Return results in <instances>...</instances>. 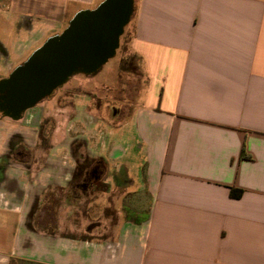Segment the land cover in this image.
<instances>
[{
  "label": "crops",
  "instance_id": "0c3cea01",
  "mask_svg": "<svg viewBox=\"0 0 264 264\" xmlns=\"http://www.w3.org/2000/svg\"><path fill=\"white\" fill-rule=\"evenodd\" d=\"M104 1L0 0V42ZM113 56L0 113V264H264V0H131Z\"/></svg>",
  "mask_w": 264,
  "mask_h": 264
},
{
  "label": "water",
  "instance_id": "95a60500",
  "mask_svg": "<svg viewBox=\"0 0 264 264\" xmlns=\"http://www.w3.org/2000/svg\"><path fill=\"white\" fill-rule=\"evenodd\" d=\"M131 0H106L77 14L60 36L47 40L1 85L0 109L16 116L48 95L74 71L91 72L112 55Z\"/></svg>",
  "mask_w": 264,
  "mask_h": 264
},
{
  "label": "rangeland",
  "instance_id": "374dc122",
  "mask_svg": "<svg viewBox=\"0 0 264 264\" xmlns=\"http://www.w3.org/2000/svg\"><path fill=\"white\" fill-rule=\"evenodd\" d=\"M19 39V40H17ZM0 45L4 48V50L6 51L7 55L4 59H2V65L3 66H8L9 64H14L16 62H19L21 61L22 59H28L30 57V52H31V49L32 47H34L35 42L34 41H30L28 38L26 37H20V38H14V37H6V40L3 41V42H0ZM122 50L126 51V48L125 47H122ZM32 54V53H31ZM119 54V52L117 51L116 52V56ZM109 58V57H108ZM115 61V57H111L104 63H102L101 65L104 66V67H109V66H112V64L114 63ZM125 65H129V63H133L134 60L131 58V56H127V59L126 61H124ZM120 65H123L120 63ZM119 66V65H118ZM71 90L68 89L64 92L63 96H65L62 102V104L64 105H70L71 104V99H69V97H71ZM112 96L114 97H118V95L116 94H111ZM69 96V97H68ZM61 100V101H62ZM98 101H101L98 100ZM97 101V103H98ZM42 114H44V112H42ZM3 127H6L3 125ZM2 129V127L0 128ZM4 133H6L7 130H5V128H3ZM2 131V130H1Z\"/></svg>",
  "mask_w": 264,
  "mask_h": 264
},
{
  "label": "trees",
  "instance_id": "16d2710c",
  "mask_svg": "<svg viewBox=\"0 0 264 264\" xmlns=\"http://www.w3.org/2000/svg\"><path fill=\"white\" fill-rule=\"evenodd\" d=\"M106 2V0L103 2V3H101L97 8H99L102 4H104ZM96 8V9H97ZM82 12H88V11H82ZM79 13H81V12H79ZM78 13V14H79ZM73 20V19H72ZM71 20V21H72ZM71 21L69 22V24L71 23ZM69 24L66 26V28L58 35V36H60L63 32H65V30L69 27ZM57 37V36H56ZM54 38V37H53ZM49 40V39H48ZM42 47V46H41ZM39 49V48H38ZM23 64V63H22ZM22 64H20V65H22ZM19 65V66H20ZM246 156V154H245V152H244V148H242L241 149V151H240V157H245ZM92 162V160H87V159H85L82 163H80V164H78L77 165V172L79 173L83 168H86V167H88V166H90V163ZM237 192H239V190L237 191ZM235 193H236V190L235 189H233V188H231L230 189V194L231 195H235Z\"/></svg>",
  "mask_w": 264,
  "mask_h": 264
},
{
  "label": "flooded vegetation",
  "instance_id": "af4514ba",
  "mask_svg": "<svg viewBox=\"0 0 264 264\" xmlns=\"http://www.w3.org/2000/svg\"><path fill=\"white\" fill-rule=\"evenodd\" d=\"M6 55H7L6 51H5L4 48L0 45V58H1V59H4V58L6 57ZM31 55H32V54H31ZM29 58H30V57H29ZM23 63H25V62H23ZM15 71H16V68H15L14 70H12V71L10 72V74H9L6 78H3V79L0 80V88H1V85L4 83V81L8 80V79L13 75V73H14ZM54 90H55V89H54ZM54 90H52V92H53ZM52 92H51L50 94H48V95H45V96L39 98L34 104L38 103V102H39L40 100H42L43 98H45V97L51 95ZM34 104H32V105H34ZM30 106H31V105H30ZM0 113H2V114H8V113L4 112L2 109H0Z\"/></svg>",
  "mask_w": 264,
  "mask_h": 264
}]
</instances>
